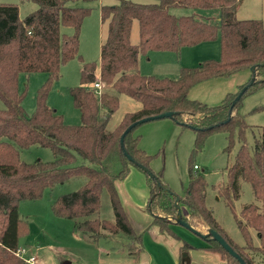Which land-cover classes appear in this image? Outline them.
I'll list each match as a JSON object with an SVG mask.
<instances>
[{"label":"trees","instance_id":"16d2710c","mask_svg":"<svg viewBox=\"0 0 264 264\" xmlns=\"http://www.w3.org/2000/svg\"><path fill=\"white\" fill-rule=\"evenodd\" d=\"M38 7L21 19L19 7L0 3V264H27L17 254L20 237L28 231V223L19 211L24 200L41 198L47 190L72 178L83 184L75 191L52 200L55 216L74 221L76 231L92 239L123 234L129 249L142 244L123 207L117 182L124 180L131 167L146 175L149 189L148 209L152 224L162 233L176 238L173 225L179 198L182 218L200 231L213 228L241 255L246 264L264 260V126L248 145L246 131L252 128L240 111L244 96L264 87V23L260 19H239L237 12L244 0H154L141 3L117 0L101 5V18L108 24V34L100 49V89L88 84L98 81L95 61L86 62L80 54V33L91 8L70 6L79 0H24ZM91 1V0H82ZM174 8L220 11L218 21L202 14L176 15ZM134 20L139 22L140 41L131 42ZM70 26L73 33L61 30ZM220 39V59H206L195 67H183L177 78L145 75L140 72L141 55L152 51L179 53L182 48ZM78 58L82 62L81 83L70 88L75 107L80 111V124H67L63 114L48 104L53 84L61 76V67ZM255 66V71L251 68ZM250 69L251 77L235 92H228L221 103L209 105L189 96L197 84L216 78H228ZM45 73L46 79L37 89L36 108L29 114L23 106L27 83L22 76ZM254 77L252 83L251 80ZM247 86L234 105L233 101ZM100 90V91H99ZM126 94L140 103V108L127 112L111 124L120 106V95ZM264 109L260 106L258 110ZM175 112L178 124L196 132L194 151L203 148L207 138L216 132L227 134V152L240 144L234 162L227 167L228 182L219 187L220 194L233 209L238 197V181L251 183L257 202L242 208L236 215L245 244L238 245L221 228L213 210L206 202L208 182L203 174L189 170V184L184 196L175 193L163 179V172H155L149 162L154 155L139 147L137 124L125 136L124 148L132 156L129 160L121 144L123 132L133 123L156 114ZM32 145L50 148L52 161L37 159L28 163L21 159L20 149ZM81 160V162L79 161ZM147 167L153 175L146 172ZM106 194L113 220L102 213V195ZM256 231L259 244L254 242ZM208 250L218 252L226 264H240L218 241L205 238ZM184 244L181 251L186 250ZM260 260L258 261V259Z\"/></svg>","mask_w":264,"mask_h":264},{"label":"rangeland","instance_id":"374dc122","mask_svg":"<svg viewBox=\"0 0 264 264\" xmlns=\"http://www.w3.org/2000/svg\"><path fill=\"white\" fill-rule=\"evenodd\" d=\"M135 1L154 2V0ZM0 3L17 5L21 19L38 7L36 3L24 0H0ZM105 3L114 4L117 0L69 2L70 6L91 8L90 15L84 19L81 27L80 54L86 62L95 61L98 64L97 79L100 72V49L108 34V24L103 23L101 18V5ZM172 12L178 16L195 13L208 15L212 21H218L220 16V11L217 9L174 8ZM237 17L260 19L264 23V0H244ZM61 30L68 34L73 33V28L70 26H62ZM139 41V22L134 20L131 42L137 44ZM220 57L221 44L220 39H217L184 47L179 53L156 51L149 52L146 56L141 55L139 69L145 75L177 78L183 67H195L206 59L217 60ZM81 70L82 62L78 58L64 64L61 67V76L53 84L48 96V104L63 114L67 124L81 122L80 111L75 107L70 93L71 87L81 83ZM250 77V69H245L228 78L207 80L193 87L189 96L209 105H216L222 102L228 92L237 91L238 87L245 84ZM45 79V73L22 76V85L24 82L27 83L23 106L29 114L36 108L37 89ZM101 85L103 86V83ZM87 86L93 87L94 84ZM260 106H264V87L246 94L241 102L240 111L252 127L246 131L249 146L254 145L255 136L260 135V128L264 126V109L258 110ZM4 107L5 104L0 98V109ZM139 108L140 103L137 100L121 94L120 106L114 112L111 124L120 121L127 112ZM134 134L140 137L139 147L147 154L154 155L149 162L150 168L155 172H163L164 182L179 196H184L189 184V170L197 165L195 172L203 174L208 182L206 197L208 207L213 210L214 217L227 236L238 245H244L245 239L238 227L236 215L241 217L244 206L257 202L251 183L242 179L238 181V197L232 198L233 209L228 205L227 198L219 191V187L228 182L227 167L234 162L240 144L237 142L231 152H227V134L216 132L207 138L201 150L194 151L195 130L178 124L172 117L142 123L135 128ZM20 157L28 163L37 159L44 161L54 159L52 150L40 145L20 149ZM82 184L81 178H72L56 186L52 191L47 190L39 199L24 200L20 203V215L28 223V231L20 237V247L27 248V254L23 256L27 264H226L218 252L202 247L207 244L203 236L181 224L173 225L179 238L162 233L158 226V228L152 226L147 230L148 234L146 232L142 238V244H135L130 249L129 240L123 234L95 240L87 234L76 231L73 220L54 215L51 203L58 196L75 191ZM147 204L144 205V211L152 219ZM134 207L135 204L132 206L133 210ZM128 209L132 220L136 222V228L139 227L137 223H150V218L144 221L145 216L141 212L136 220L129 205ZM102 213L113 220V211L106 194L102 195ZM200 231L207 233L208 228L201 226ZM251 231L254 242L259 244L256 231L253 229ZM160 233L164 236H160ZM184 244L188 246L180 253V247ZM31 255L37 257L36 262L28 260ZM259 264H264V260Z\"/></svg>","mask_w":264,"mask_h":264},{"label":"crops","instance_id":"0c3cea01","mask_svg":"<svg viewBox=\"0 0 264 264\" xmlns=\"http://www.w3.org/2000/svg\"><path fill=\"white\" fill-rule=\"evenodd\" d=\"M152 52H156V51H152ZM139 66H140V61H139ZM116 186H117V190L120 195L123 207L124 209H126L125 211L128 215V218L134 230L137 233H142L144 237L147 230L150 229L152 226H155L156 228H158L156 225L152 224L153 218L151 219L149 215H147L144 211L145 210L144 205L148 203V199H149V189H148L147 182H146V175L141 170H139L137 167L132 166L128 176L124 180L118 181ZM133 204H135L134 210L132 209ZM128 205L136 220H138L139 212H141L145 216L144 221H147L150 218V221H149L150 223L149 224H147L148 222L147 223L144 222L145 224L137 223L139 227L136 228L137 227L135 224L136 222H134V220H132V217L130 216ZM145 225H148V226H145ZM157 235H159V233H157ZM160 236H164V235L161 234ZM181 247L179 250L180 253H181Z\"/></svg>","mask_w":264,"mask_h":264},{"label":"water","instance_id":"95a60500","mask_svg":"<svg viewBox=\"0 0 264 264\" xmlns=\"http://www.w3.org/2000/svg\"><path fill=\"white\" fill-rule=\"evenodd\" d=\"M256 67L253 66L251 68V71H255ZM254 81V77L252 78L251 82L252 83ZM247 86L243 87L241 89V91L239 92V94L237 95L236 99L233 101L232 105L235 104V102L241 98L242 94L246 91ZM175 112H165V113H160V114H156V115H152V116H148L145 117L135 123H133L132 125H130L122 134L121 136V144L122 147L124 149V153L125 155L128 157L129 160H133L132 156L128 153V151L124 148V139L126 134L133 129L137 124H142L151 120H155V119H159V118H164V117H174ZM140 166L146 171L148 172V174H150L151 176L153 175V173L144 165L140 164ZM175 206L178 210V214L176 216V220L179 224L185 226L186 228H188L189 230L203 236V238H208V237H212L214 240L218 241L230 254H232L233 256H235L240 264H246V262L244 261V259L241 257V255L227 242V240L216 230H214L213 228H209L207 233H202L201 231L197 230L193 225L189 224L187 221H185L182 218V208L179 205V198L176 199L175 201ZM195 264V263H194Z\"/></svg>","mask_w":264,"mask_h":264},{"label":"built area","instance_id":"2783aa9c","mask_svg":"<svg viewBox=\"0 0 264 264\" xmlns=\"http://www.w3.org/2000/svg\"><path fill=\"white\" fill-rule=\"evenodd\" d=\"M94 87H95L96 89H101V87H102L101 82H100V81H96V82L94 83ZM195 168H198L197 165H195ZM17 254H18L20 257L23 258V256L27 254V248H25V247H20V248L18 249V251H17ZM23 259H24V258H23ZM28 260L31 261V262H36V261H37V257H36L35 255H31V256L29 257Z\"/></svg>","mask_w":264,"mask_h":264}]
</instances>
